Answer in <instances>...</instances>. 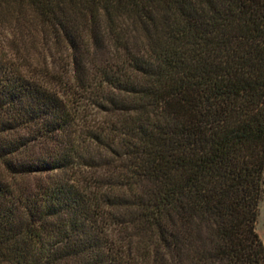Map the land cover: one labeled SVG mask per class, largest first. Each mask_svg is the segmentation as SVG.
Masks as SVG:
<instances>
[{"label": "trees", "instance_id": "16d2710c", "mask_svg": "<svg viewBox=\"0 0 264 264\" xmlns=\"http://www.w3.org/2000/svg\"><path fill=\"white\" fill-rule=\"evenodd\" d=\"M264 0H0V264H264Z\"/></svg>", "mask_w": 264, "mask_h": 264}, {"label": "rangeland", "instance_id": "374dc122", "mask_svg": "<svg viewBox=\"0 0 264 264\" xmlns=\"http://www.w3.org/2000/svg\"><path fill=\"white\" fill-rule=\"evenodd\" d=\"M256 229L264 241V185L263 192L259 201L258 215L256 219Z\"/></svg>", "mask_w": 264, "mask_h": 264}]
</instances>
